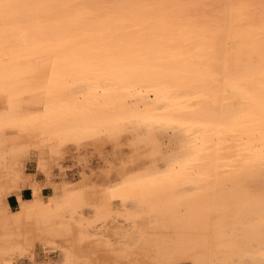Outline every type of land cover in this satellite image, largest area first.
<instances>
[{
  "label": "bare ground",
  "instance_id": "6f19581e",
  "mask_svg": "<svg viewBox=\"0 0 264 264\" xmlns=\"http://www.w3.org/2000/svg\"><path fill=\"white\" fill-rule=\"evenodd\" d=\"M230 1L239 0H187L186 6L198 14ZM242 1L264 6V0ZM220 15L223 23L226 14ZM217 35L207 44L208 58L214 48V57L223 56ZM8 113L0 118V264H46L51 252L60 264H264L263 153L221 176L216 148L190 153L169 125L33 123ZM44 123L55 128L39 133ZM35 130L38 137L31 136ZM196 158L211 163L193 177L189 160ZM193 180L201 186L197 194L186 186Z\"/></svg>",
  "mask_w": 264,
  "mask_h": 264
},
{
  "label": "rangeland",
  "instance_id": "374dc122",
  "mask_svg": "<svg viewBox=\"0 0 264 264\" xmlns=\"http://www.w3.org/2000/svg\"><path fill=\"white\" fill-rule=\"evenodd\" d=\"M22 1L23 0H0V7L10 8V11L3 16V19L7 21L4 26L5 28L10 30L18 28V22H16L14 18L17 15L22 16V12L32 14L35 20L50 14L52 10L49 9V5L55 0H24V3L19 7L14 6L15 3H21ZM123 1L126 0H98L100 7L94 10V13H101L102 15L100 18H104L111 14H118L114 11L112 4ZM166 1L171 3L168 4V7H165L161 3V8L163 6L164 8H160V13L157 12L156 15L166 16L172 14L179 18L181 22L168 28H164L163 26L157 27V30L170 29V31L174 33L189 30L194 36L193 38L187 40L182 39L176 43L172 40L166 45L156 42L148 44L129 42L111 45L106 44L92 48L109 52L113 51V49H119L118 53L112 55L115 59H128L129 57L142 58L148 56L150 53L154 54L155 52L159 54L157 60L144 66L142 64H135L120 68L116 64H108L105 68H99L97 70V72L100 73L98 76L85 78L76 82H69L66 84L67 87H65L67 89H60L61 91L57 92L56 95L46 99H37V102L35 101V92L41 91L43 94H47L51 89L52 75L54 74L53 65L58 58L52 57L46 61L44 68H46L47 72L45 74V80L42 83L34 84L28 83V80H18L17 82H21V86L23 84H28L23 90L22 88L19 90V94H26L28 96L24 97L22 101H13L11 98L14 89L6 88L9 84L8 81L10 77H20L28 71L35 72L37 69L32 65L33 63H23L22 52L18 51V48H16L17 50L15 49L13 53L9 52L11 48L8 45V39L0 42V66L3 63H8L7 60L4 61V58L10 61L14 58V63L19 65L17 70L15 68V70L4 72L6 78V81L4 80L5 83L1 84L0 80V114H6V112L14 114V111H10V104L22 105V103H25V105L42 104V107L37 109L35 114L47 111L48 104L55 105L56 108L54 112L56 113L62 111H64V113L67 111L69 113L100 112L106 109H116V105L122 104H127L128 107L139 104V110L149 109L153 112L176 111L190 113L199 111L204 106L211 104H251L249 102L250 96L252 95L250 92L235 90L228 85L230 83V77L235 76L242 79H251L257 73L264 71V42L260 45L258 44L260 39L255 40L258 37H264V6L260 7L261 5H259V9H257L258 4L255 5L256 3L251 2L253 6L247 1H230L231 3L229 2V5L222 10L204 8L206 12L204 11L197 14L188 11L191 5H188L189 8L186 6L187 0ZM159 2L160 0H140L138 2V8L132 11V14L144 15L146 10L152 9L154 5ZM182 5L184 6L182 7ZM87 6H91V2L82 3L80 0H60L58 4V15H60L61 18L70 19ZM244 10L245 12L246 10H251L248 12L251 15L249 14L250 16H246ZM229 12H231V14ZM225 14L226 20L220 23L218 15L225 16ZM253 17L256 18L254 19L255 21H253ZM50 22L58 23V20L56 18H50ZM217 26H221L219 32H217ZM133 28H137L139 31L140 26H133ZM107 30H111V28H107ZM140 31H143V29H140ZM215 34L218 37H220L219 34H221V36L223 35V46H220L219 51L220 53L223 52L222 55L224 58H222L223 56L217 58L220 60L219 64H222L221 66L215 62L218 60L215 59L214 61H210L207 55L204 54L207 53L206 51L211 47V45L207 46V44H210L212 40L217 38ZM247 36H252V39H248ZM19 37L21 44H24L26 42L25 36H23V38L22 36ZM89 46L90 44L87 42H77L74 48ZM158 48H161V50H158ZM205 48L208 49L206 50ZM211 48L213 49V47ZM215 49L217 48H214V50ZM233 54L234 57L228 60ZM225 57L227 58L225 59ZM67 59L68 57L63 58V60ZM160 60L178 62L181 65L177 68H168L160 64L158 62ZM213 62L217 64L215 66V68H217L215 71L218 73H207L205 69L207 71L210 70ZM231 63L235 66L233 71H229ZM25 64L28 66L27 68ZM115 69L119 71L134 69L140 70L143 73L138 74L137 77H139V80L137 83L120 85L111 78V75H102L110 73ZM203 72H206V74ZM181 73H189L207 79H215L218 77L221 79L216 86H207L200 89L202 84L197 85L199 81L192 83L178 80L176 74ZM143 74L151 76V78L146 80L141 77ZM55 88L57 90L59 89L57 85ZM3 90L5 91V95H2ZM119 90L127 92L126 96L121 100H102L104 95ZM15 114L23 115V111H17ZM19 117L23 119V116ZM14 121L15 120H12V122ZM165 121H167L166 123L169 124V127L172 126L170 127L172 133L183 135V139H185L190 153L194 150L211 153L216 148L220 155L216 158L215 162L218 163L219 175L221 176L229 172L237 171L239 166L247 161L248 155H252L255 152L264 154V126H260V124L248 123L245 124L248 128H245L244 125L236 127L234 125L193 120L192 118H172ZM46 125L50 127L48 130L55 128L52 127V124L44 123L39 127V133L43 131L41 129L44 127L48 128ZM39 130L37 129V131ZM37 131L35 130L34 132ZM39 133H31V136L38 137L40 135ZM32 134H36L37 136ZM205 160L206 159L203 158L189 160V163L192 165L194 164L190 171L193 177L202 175L200 169L203 167L204 163H211V161ZM186 186L192 190V194H197L201 187L199 181L194 180L190 181ZM50 193L49 190L45 191V195H49ZM24 194L26 198L31 197V191L29 190H26ZM10 204L16 209L18 206L16 198L11 197ZM19 264H30V262L24 259L21 260ZM46 264H60V256L55 252H51L47 258Z\"/></svg>",
  "mask_w": 264,
  "mask_h": 264
},
{
  "label": "flooded vegetation",
  "instance_id": "af4514ba",
  "mask_svg": "<svg viewBox=\"0 0 264 264\" xmlns=\"http://www.w3.org/2000/svg\"><path fill=\"white\" fill-rule=\"evenodd\" d=\"M59 1L60 0H55L50 4L49 9H51L52 12L44 15L38 20H35L32 14H27L25 12H22V16L17 15L14 19L18 22V28L13 30L4 27L7 21L3 19V16L10 11V8L0 7V42L8 39V45L11 48L9 49V52L13 53L14 50L18 48V51L22 52L23 63H33L32 65L37 69L35 72L28 71L20 77H10L8 81L9 84L6 88L14 89L11 98L13 101H22L24 97L28 96L26 94H19V90L21 88L23 90L28 84H23L21 86V82L17 81L22 79V81L28 80V83H42L45 80V74L47 72L46 68H44L45 63L52 57L58 58L53 65L54 74L52 75V90L50 89L47 94H43L41 91L35 92L36 102L37 99H46L56 95L57 92L61 91L60 89L67 87L66 84L69 82H76L85 78L98 76L100 73L97 72V70L99 68H105L108 64H116L120 68L135 64H142L144 66L157 60L159 54L155 52L154 54L150 53L148 56L142 58L129 57L128 59H115L112 55L118 53L119 49H113V51L109 52L92 48L106 44L111 45L129 42H136L138 44L156 42L166 45L172 40L176 43L179 40H187L194 37L189 30L178 33L171 32L170 29L157 30V27L163 26L164 28H168L181 22L179 18L172 14L166 16H160L159 14L156 15L157 12L160 13V4L162 3L165 7H168V4L171 3L168 1L163 2L164 0H160V2L156 3L152 9L146 10L144 15H137L132 14V11L138 8V2L140 0H126L112 4L114 11L118 14H111L104 18H100L102 15L101 13H94V10L100 7L98 0H80L82 3L91 2V6L83 8L78 14L70 19L61 18V16L58 15ZM22 3H24V0L21 3H15L14 6L19 7ZM164 6L162 8H164ZM50 18H56L58 23L50 22ZM133 26H140V29H143V31H140V29L138 31V29L133 28ZM107 28H111V30H107ZM19 36H22V38L25 36L26 42L24 44H21ZM247 37L248 39H252V36ZM257 39H260L258 44L262 45L264 37H258L255 40ZM77 42H87L90 46L74 48V45ZM158 50H161V48H158ZM214 51L213 54L210 53V59L212 57L214 59L218 58V55L217 57L213 56L214 54H217L216 49ZM66 57H68V59L63 60V58ZM233 57L234 54L230 56L229 60ZM13 59L14 58L10 61L9 59L4 58V61L7 60L8 63H3L0 66L1 84L6 81L4 76L5 71L15 70V68L17 70V68H19V65L14 63ZM158 62L168 68H177L181 65L178 62H167L164 60ZM211 66L215 68L216 65L213 63ZM25 67L27 68L28 66L26 65ZM213 67V71L212 69L205 71L207 73L215 72ZM234 68V64L231 63L229 71H233ZM206 72L203 73L206 74ZM142 73L143 72L140 70L138 71L134 69L123 71L115 69L110 73L102 75H111V78L115 80L116 83L124 85L137 83L139 80V77L137 76ZM141 77L146 80L151 78V76L145 74ZM176 78L183 82L196 83V81H199L197 85L202 84L200 89L207 86H216L221 79L220 77L207 79L189 73L176 74ZM56 85L57 88H59L58 90L55 88ZM228 86H231V88H234L235 90L250 92L252 94L249 99L251 104H211L204 106L199 111L190 113L176 111L153 112L149 109L139 110L126 107H116V109L112 110L106 109L100 112L94 111L91 113H64V111L56 113L54 112V109L56 108L55 105L48 104L47 111L35 114V111L41 108L42 104L25 105V103H22V105L10 104V109H12L11 111H14V114L7 116L11 117L13 115L16 118L23 116V120L27 119L33 123L51 122L60 119L71 121L74 119L81 120L83 118L85 120L86 118V120L88 119V121L95 125L108 124L118 120H138L140 122H153L162 125H169L165 120L172 118H192L193 120L206 121L215 124L234 125L236 127L242 125L245 126V124L248 123L264 126V71L257 73L251 79H242L235 76L230 77V83ZM4 93L5 91L3 90L2 95H5ZM126 94L127 92L119 90L104 95L102 100H117L118 98L120 99V97L123 98ZM17 111H23V115H16L15 112ZM5 115L6 114L1 113L0 117H5ZM245 128H248V126H245Z\"/></svg>",
  "mask_w": 264,
  "mask_h": 264
},
{
  "label": "trees",
  "instance_id": "16d2710c",
  "mask_svg": "<svg viewBox=\"0 0 264 264\" xmlns=\"http://www.w3.org/2000/svg\"><path fill=\"white\" fill-rule=\"evenodd\" d=\"M26 197V196H25Z\"/></svg>",
  "mask_w": 264,
  "mask_h": 264
}]
</instances>
